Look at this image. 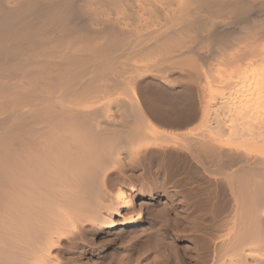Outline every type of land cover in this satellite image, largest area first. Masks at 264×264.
<instances>
[{
	"label": "bare ground",
	"instance_id": "6f19581e",
	"mask_svg": "<svg viewBox=\"0 0 264 264\" xmlns=\"http://www.w3.org/2000/svg\"><path fill=\"white\" fill-rule=\"evenodd\" d=\"M137 200L165 264H264V0H0V264H81Z\"/></svg>",
	"mask_w": 264,
	"mask_h": 264
},
{
	"label": "rangeland",
	"instance_id": "374dc122",
	"mask_svg": "<svg viewBox=\"0 0 264 264\" xmlns=\"http://www.w3.org/2000/svg\"><path fill=\"white\" fill-rule=\"evenodd\" d=\"M138 173H140V171L135 174L129 171V173L122 175V177L124 181L131 179L138 185L147 183L148 180L143 183L139 181L138 178H131L134 175V177H137L136 174ZM156 201H136L139 205L135 207V210H139L141 208L140 204L142 203L147 205V208H145L146 210L143 211H147L150 214L149 216L153 219L152 223H143L137 229H130V231L127 232L95 237L92 240L93 245L90 251L85 248L81 253L80 249H78L73 260L81 261V264H165L171 262V258H169V245L175 248L179 256L184 254L185 245H188L187 242L190 241L183 239L181 241H175V244L171 241L160 225L164 217ZM184 227L185 226L182 225L180 229L182 230ZM199 239L201 238L195 240L196 247L206 244L204 242L201 245V241L204 239ZM60 256L63 257V254L61 253ZM77 264H80V262Z\"/></svg>",
	"mask_w": 264,
	"mask_h": 264
}]
</instances>
